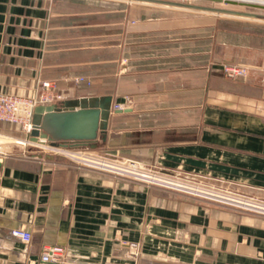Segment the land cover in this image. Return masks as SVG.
<instances>
[{
	"label": "crops",
	"instance_id": "obj_1",
	"mask_svg": "<svg viewBox=\"0 0 264 264\" xmlns=\"http://www.w3.org/2000/svg\"><path fill=\"white\" fill-rule=\"evenodd\" d=\"M53 2L0 0V92L32 95L51 80L63 94L53 104L109 95L124 109L112 107L106 139L62 147L118 153L263 208L79 166L62 153H6L0 264H49L40 261L44 244L63 245L65 264H264V28L216 43L210 29L197 33L199 24L178 17L137 19L131 9L121 26H105L97 9L83 7L55 26ZM101 29L122 37L106 77ZM83 48L91 57H76ZM223 63L248 73L227 79ZM0 134L25 136L8 122Z\"/></svg>",
	"mask_w": 264,
	"mask_h": 264
},
{
	"label": "rangeland",
	"instance_id": "obj_2",
	"mask_svg": "<svg viewBox=\"0 0 264 264\" xmlns=\"http://www.w3.org/2000/svg\"><path fill=\"white\" fill-rule=\"evenodd\" d=\"M55 1L57 2L55 3L53 2L54 5L52 12V19L55 26H58L60 22H63V19H60V17H62L61 14H63L64 11H68V15H69L72 14V12H74L75 7H79V8L83 7L84 9L86 8H93L95 10L97 9L99 12L98 15L99 23L105 26H107L106 25L107 23H113V24L116 23V25L120 23V25L119 24L118 25L121 26L125 13L129 12V10L131 9H132L133 17L137 19L139 18L142 19L146 17H150V18L172 17V16L178 17L182 22L183 21L190 22L196 25L199 24V26L198 25L195 26V30L197 31V33L202 32V30H200L203 28L202 26H205L206 32L207 29H210L212 38L216 41V43H218L219 39L224 37L226 34L228 38L232 37L235 40L236 34L239 33V35L242 36L240 37V39L244 40L245 37L243 36V33H245L246 31L243 30L255 29V31L253 32L258 33L257 29L264 28L263 19H257V18H251L245 16H236L225 13L209 12V11L198 10L193 8L170 6V5L150 3V2L131 1V0H55ZM175 1L190 2L194 4L215 6L219 8L264 13V7L260 6L257 2L248 3V2H240L239 0H237L235 1L236 2L235 4H230L224 1L214 2L211 0H175ZM253 4H257V5H253ZM251 34L252 33H248L246 39L253 40ZM121 39L122 37L109 38L106 35L104 36L103 31L101 29L100 42L97 48L100 57L98 67L100 71L105 74V77L107 76L108 70L111 69L113 66H115V63H113L114 61L111 60L117 58L119 48L117 46L115 47L114 44L118 43V41ZM82 46H86V45L83 44ZM86 49L85 48L82 49L83 51L82 54H79V49H78L76 52L77 53L76 57L77 58H87V56L91 57V52L89 50L87 51ZM108 59H110L111 62H109ZM77 63H79V66L82 64V62H79V60ZM223 64L234 65L236 63H223ZM243 77L244 76L240 78ZM227 79H231V78H227ZM0 135L4 136V138L0 137L1 150L7 154H21L24 156L35 157L38 154L43 156L44 154L52 152L40 143L29 142L27 137L28 135H26V133L24 137H17V138H9V137L7 138L6 135L4 134H0ZM80 150L89 151L93 153L95 156L108 158L112 160L124 161L125 159L129 158V157L121 156L118 153L116 154V153L107 152L106 150L92 151L91 149L88 148H83ZM147 167L153 168L150 166ZM159 171L163 172L165 175L169 177H179L180 179L183 180L193 181L187 175H182L177 172H167L162 170ZM149 184L160 185L158 183H149Z\"/></svg>",
	"mask_w": 264,
	"mask_h": 264
},
{
	"label": "built area",
	"instance_id": "obj_3",
	"mask_svg": "<svg viewBox=\"0 0 264 264\" xmlns=\"http://www.w3.org/2000/svg\"><path fill=\"white\" fill-rule=\"evenodd\" d=\"M248 72V68L244 65H230L223 64L221 67V73L231 79L240 78L245 76ZM84 77L79 76L75 78L77 82H80ZM63 94L57 89L56 84L51 80H42L39 82L37 90L32 95H17L0 92V122H8L18 126L23 132L29 135L33 129V112L37 105H48L61 101ZM113 109H124V105L121 103H114ZM36 143V142H34ZM54 153H62L74 160L79 166H87L96 168L99 170H107L114 173L117 176L133 178L142 180L147 183H158L163 186H168L184 191L219 197L242 206L258 209L259 202L252 199L243 197H231L219 192H213L204 186H201L193 181H187L180 179L179 177H169L163 172L147 167L143 162L127 158L124 161L112 160L108 158L95 156L89 151L72 150L62 146H53L47 142L43 144ZM6 153L1 150L0 146V158L5 156ZM216 195V196H215ZM221 196V197H220ZM263 207L259 208L262 209ZM12 234L22 238L25 242L30 240L31 234L24 228H15L12 230ZM136 254V253H135ZM40 261L42 263L49 264H65V247L61 244H44L41 249Z\"/></svg>",
	"mask_w": 264,
	"mask_h": 264
},
{
	"label": "water",
	"instance_id": "obj_4",
	"mask_svg": "<svg viewBox=\"0 0 264 264\" xmlns=\"http://www.w3.org/2000/svg\"><path fill=\"white\" fill-rule=\"evenodd\" d=\"M142 1L170 6L193 8L216 13L232 14L264 20V13L234 10L181 2L175 0H131ZM224 1L235 4L237 0H211ZM257 5V4H253ZM260 5V4H259ZM260 6L264 7V4ZM119 109L116 111H121ZM111 107V96H83L72 100H66L60 105H37L33 112V129L30 132L31 142L53 146H66L68 143L85 145L90 148L97 146V139H106V131ZM1 167V160H0Z\"/></svg>",
	"mask_w": 264,
	"mask_h": 264
},
{
	"label": "bare ground",
	"instance_id": "obj_5",
	"mask_svg": "<svg viewBox=\"0 0 264 264\" xmlns=\"http://www.w3.org/2000/svg\"><path fill=\"white\" fill-rule=\"evenodd\" d=\"M239 1H240V2H248V3H249V2H251V3H252V2H253V3H254V2H257V3L260 4V5H261V4H264V0H239ZM38 143H39V142H38ZM40 144H41V143H40ZM42 145H43V144H42Z\"/></svg>",
	"mask_w": 264,
	"mask_h": 264
}]
</instances>
